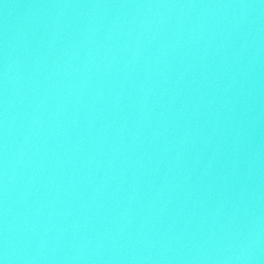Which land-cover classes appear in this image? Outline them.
I'll list each match as a JSON object with an SVG mask.
<instances>
[{"label": "water", "instance_id": "water-1", "mask_svg": "<svg viewBox=\"0 0 264 264\" xmlns=\"http://www.w3.org/2000/svg\"><path fill=\"white\" fill-rule=\"evenodd\" d=\"M0 264H264V0H0Z\"/></svg>", "mask_w": 264, "mask_h": 264}]
</instances>
